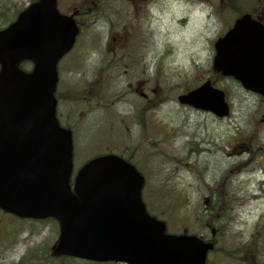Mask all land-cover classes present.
I'll return each mask as SVG.
<instances>
[{"label":"rangeland","instance_id":"rangeland-1","mask_svg":"<svg viewBox=\"0 0 264 264\" xmlns=\"http://www.w3.org/2000/svg\"><path fill=\"white\" fill-rule=\"evenodd\" d=\"M29 1L0 0L9 15L0 27ZM82 1L92 0H56L63 13ZM255 1L101 0L99 17L61 61L62 83L94 95L92 110L73 125V168L103 153L126 157L145 177L148 211L169 232L186 229L211 244L206 264H264V97L232 78L211 76L215 39L233 13L252 9ZM207 75L226 91L230 113L224 118L177 101ZM140 81L149 95L158 90L153 101L130 90ZM57 235L52 220L18 219L0 210V264L22 258L27 264H60V258L124 264L51 260Z\"/></svg>","mask_w":264,"mask_h":264},{"label":"water","instance_id":"water-1","mask_svg":"<svg viewBox=\"0 0 264 264\" xmlns=\"http://www.w3.org/2000/svg\"><path fill=\"white\" fill-rule=\"evenodd\" d=\"M54 0H36L0 30V208L19 217L55 218L52 255L127 264H204L211 244L200 236L165 234L141 199L144 178L115 154L86 161L73 185L72 137L55 117L58 60L68 52L75 25L57 13ZM213 67L264 95V29L238 17L215 43ZM26 57L33 68L12 67ZM206 80L177 96L181 104L222 117L229 107Z\"/></svg>","mask_w":264,"mask_h":264},{"label":"flooded vegetation","instance_id":"flooded-vegetation-1","mask_svg":"<svg viewBox=\"0 0 264 264\" xmlns=\"http://www.w3.org/2000/svg\"><path fill=\"white\" fill-rule=\"evenodd\" d=\"M98 2L95 3L93 0L90 3H80L75 4L74 6H69L67 13H63L60 11L58 5V10L65 14L68 19H71L75 21L77 27L79 28L78 36L82 33L83 28L89 26L88 24L91 23V20H93L95 17H99V13L103 10L104 5L101 3V0H97ZM114 1V0H113ZM126 3H137L138 5L141 4L143 0H123ZM125 3V4H126ZM129 5V4H127ZM3 10H0V19L3 18L4 20V14ZM252 18L259 21L264 26V0H256L255 4L253 5L252 11H251ZM16 17V16H15ZM118 38H122V34L118 36ZM113 39H115L113 37ZM13 65L15 68H21V69H28L32 62L25 61L23 58L17 59L13 61ZM61 69V68H60ZM61 70H59L60 72ZM61 74V73H60ZM143 84H146L144 81H140L138 85H134L135 87H131V91L138 92V94L143 98L144 101H153L154 96L157 95V89L153 88V92L155 93L154 96L149 95L146 90L147 86L143 88ZM85 94L80 93V91L75 90L72 88L71 83H62V81L58 80L57 89L55 92L56 97V115L59 120V122L66 128L70 129L73 134V125L81 123L83 121L84 114L86 112H90L91 109V100L93 98V91L88 92L85 91ZM81 103H85V106ZM67 106H66V105ZM79 104H81V108L78 110H75V107H77ZM63 108V110L61 109ZM74 112L76 113V120L74 121L72 116L74 115Z\"/></svg>","mask_w":264,"mask_h":264},{"label":"trees","instance_id":"trees-1","mask_svg":"<svg viewBox=\"0 0 264 264\" xmlns=\"http://www.w3.org/2000/svg\"><path fill=\"white\" fill-rule=\"evenodd\" d=\"M82 2H83V1H82ZM93 2L97 3L98 1H97V0H96V1L93 0ZM79 5H80V4H79ZM54 222H55V221H54ZM49 256H50V259H51V260L54 259V257H53L52 255H50V249H49ZM44 258H46V257H44ZM58 260H59L60 264H67V263H66V260H68V259L60 258V259H58ZM26 262H27V261H26L24 258H22V259H20L17 263H14V264H27Z\"/></svg>","mask_w":264,"mask_h":264}]
</instances>
